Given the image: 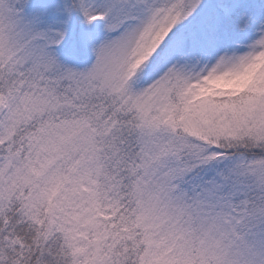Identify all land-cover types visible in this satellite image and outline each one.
Segmentation results:
<instances>
[{"label":"snow or ice","instance_id":"6c2138e0","mask_svg":"<svg viewBox=\"0 0 264 264\" xmlns=\"http://www.w3.org/2000/svg\"><path fill=\"white\" fill-rule=\"evenodd\" d=\"M0 264H264V0H0Z\"/></svg>","mask_w":264,"mask_h":264}]
</instances>
